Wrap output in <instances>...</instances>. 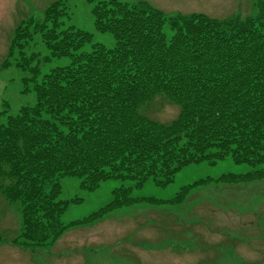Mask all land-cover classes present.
Returning <instances> with one entry per match:
<instances>
[{
	"label": "trees",
	"instance_id": "obj_1",
	"mask_svg": "<svg viewBox=\"0 0 264 264\" xmlns=\"http://www.w3.org/2000/svg\"><path fill=\"white\" fill-rule=\"evenodd\" d=\"M254 5L256 15L220 19L167 17L146 2H99L95 30L113 35L116 45L95 43L91 51L84 48L93 35L66 26L68 0L49 5L41 21H23L4 66L12 59L29 73L25 92L32 83L37 104L0 113V195L21 213L20 233L9 243L36 251L69 228L136 203L183 205L194 188L264 180V0ZM38 35L45 55L33 50ZM61 58L71 63L42 76L44 65ZM158 97L179 108L168 124L142 113ZM228 158L251 171L200 180L170 201L134 198L122 186L88 218L62 221L70 205L60 200L62 178L80 179L87 192L108 180L165 188L190 165ZM197 226L188 228L195 233Z\"/></svg>",
	"mask_w": 264,
	"mask_h": 264
},
{
	"label": "rangeland",
	"instance_id": "obj_2",
	"mask_svg": "<svg viewBox=\"0 0 264 264\" xmlns=\"http://www.w3.org/2000/svg\"><path fill=\"white\" fill-rule=\"evenodd\" d=\"M55 1L0 0V113L5 112L4 118L37 104L32 83H29L32 90L25 92L29 73L18 68L12 59L10 66H4L14 31L25 20H43L45 10ZM103 1L108 0H94V3L68 0L71 20H67L66 26L74 25L93 35L92 43L84 51H91L95 43L110 49L116 45L113 35L95 30L92 9ZM118 1L146 2L167 17L200 13L225 19L246 18L257 13L255 0ZM33 44L34 51L47 54L39 35ZM70 63L69 58L55 59L42 67V76ZM142 113L168 124L178 116L179 108L158 97ZM251 169L228 158L216 165H190L165 188L150 181L143 188L135 189L133 182L108 180L93 192L82 190L80 179L65 177L60 180V200L70 201V205L62 221L69 225L88 218L106 206L112 200L113 191L122 186L133 188L134 198L170 201L184 187L200 180L243 174ZM74 200L79 202L73 203ZM19 208V205H9L0 195V264H264V222H260L264 221V180L233 187L212 184L194 188L183 205L136 203L93 224L69 228L55 245L35 252L9 243L20 233ZM195 224L199 226L192 233L188 227Z\"/></svg>",
	"mask_w": 264,
	"mask_h": 264
},
{
	"label": "crops",
	"instance_id": "obj_3",
	"mask_svg": "<svg viewBox=\"0 0 264 264\" xmlns=\"http://www.w3.org/2000/svg\"><path fill=\"white\" fill-rule=\"evenodd\" d=\"M260 222H264V221H260Z\"/></svg>",
	"mask_w": 264,
	"mask_h": 264
}]
</instances>
